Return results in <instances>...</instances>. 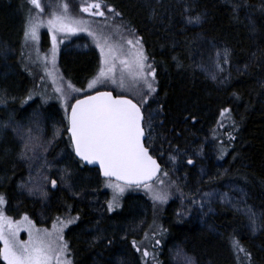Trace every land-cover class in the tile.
Wrapping results in <instances>:
<instances>
[{
	"label": "trees",
	"instance_id": "16d2710c",
	"mask_svg": "<svg viewBox=\"0 0 264 264\" xmlns=\"http://www.w3.org/2000/svg\"><path fill=\"white\" fill-rule=\"evenodd\" d=\"M106 2L143 38L156 70V96L142 106L146 122L150 113L154 116L146 146L180 198L158 209L145 197L127 195L120 209H108L109 191L98 170L74 155L60 104L36 94V75L21 55L27 53L23 33L29 4L0 0V194L9 214H27L39 226L67 214L78 217L66 233L74 264H145L131 244L143 241L145 233L160 239L158 264H183L175 256L178 249L195 264H244L233 254V237L252 253L253 264H264V230L253 235L247 216L237 210L249 206L264 212V0ZM195 15L202 23L188 24L186 17ZM42 37L47 39L45 32ZM224 48L230 62L213 80L214 52ZM61 60L65 77L78 88L100 64L94 49L75 47L64 48ZM223 109L231 111L222 117ZM52 126L60 128L58 137ZM17 128L25 133L31 128L40 137L28 156L41 152L50 164L67 169L68 176L51 170L61 174L55 175V191L44 185L46 197L29 194L36 162L21 158ZM154 229H162V235Z\"/></svg>",
	"mask_w": 264,
	"mask_h": 264
},
{
	"label": "snow or ice",
	"instance_id": "6c2138e0",
	"mask_svg": "<svg viewBox=\"0 0 264 264\" xmlns=\"http://www.w3.org/2000/svg\"><path fill=\"white\" fill-rule=\"evenodd\" d=\"M29 4V10L25 18L24 42L25 46L31 45L36 53V59H33L31 53H23L29 63H43L46 75H52L48 69L47 57L42 60L39 56L37 47L39 34L42 28H47L52 33V65H55L57 55V37L56 33L73 34L78 32H87L90 37L96 41L97 47L101 53V66L98 67V74L87 84L88 89L96 88L98 85L110 83L121 89H125L128 84L135 89V94L141 97L140 101L133 102L125 96H114L111 91H97L95 95L86 96L84 99H76L74 104L69 105L71 93L80 92L81 89L75 88L71 82H67V91L63 85L57 86L54 91L59 95L56 97L62 101L64 112L68 120L67 131L70 133V141L76 157L89 164H98L103 177L106 180V186L113 190V198L108 202V209L111 211L114 207H119V197L126 189L143 187L151 194L152 200L164 204L168 200V192L156 190L155 183L162 185L164 180L160 175L161 165L149 154V147L145 146L146 132L151 137V121L154 116L150 113L149 119L145 121V114L142 111V105L148 104V98L156 91V70L149 62L146 54L142 37L135 36L133 30L124 24H112L116 33L121 34L123 44L113 45L108 42V37L103 33L98 34L90 30L87 22L82 18L73 16L69 11L67 2H61L53 5L51 2L48 7L53 9L50 18L46 21L41 18L44 13V6L41 0H26ZM83 4L80 11L88 13L91 16L103 17L108 19L107 13L113 14V18L120 17L122 14L117 12L114 7L108 5L106 0H92ZM238 6H234V11ZM35 12V14H33ZM186 22L190 25H199L202 23L200 15L186 17ZM252 30H255L253 25ZM128 33L130 38L122 34ZM103 40V43H101ZM215 48V45H213ZM230 50L224 48L214 52L213 63L211 67L214 71L211 73V79L216 80L220 73L224 72L223 65L228 64ZM173 59H177L173 57ZM178 66H182L177 61ZM201 71H208L207 65H198ZM27 70V66H26ZM63 81V77H59ZM227 77L221 79L225 82ZM56 83V80H53ZM32 99V93L28 95ZM46 102V101H45ZM231 109H223L220 115L230 113ZM70 113V114H69ZM194 119V118H193ZM7 127V125H3ZM20 139L23 141L22 159L32 160L35 156H28L29 152H35V148L40 139L32 135V129L29 128L25 133L20 128L14 129ZM37 131H40L37 125ZM59 134V130L54 133ZM229 140H234L229 133ZM50 144L51 141H48ZM223 158V153L221 155ZM175 161V157H171ZM191 164L192 161L188 160ZM47 166V162H46ZM64 176H68L67 169L63 170ZM167 171L162 172L163 177H168ZM42 179L49 183L53 188L57 181L49 180L47 176ZM63 180L64 177H61ZM39 194L46 197L47 192L39 185H33L29 188V194ZM226 198V194H225ZM7 203L3 194H0V208ZM195 203V201H193ZM203 206V205H201ZM243 211L249 221V227L253 235L258 231L264 230V212H257L252 207L245 206ZM78 219L68 217L65 220L57 218L58 225L53 224V230L40 229L35 227L33 222L25 215L21 221H13L0 210V241L3 247L0 248V259L6 264H71L69 257V248L67 241L64 240L63 230L68 225ZM27 231L28 239L20 240L19 233ZM162 235V229H154ZM132 247L136 252L141 253V259L145 264H158L156 260V251L160 245V239H150L149 234L145 233V238L141 242L131 241ZM234 256L238 260H243L244 264H253L252 253L244 248L238 239L233 237L230 244ZM149 248L152 251H149ZM176 257L182 258L183 264H195V260L178 249ZM145 258H150L146 260Z\"/></svg>",
	"mask_w": 264,
	"mask_h": 264
},
{
	"label": "rangeland",
	"instance_id": "374dc122",
	"mask_svg": "<svg viewBox=\"0 0 264 264\" xmlns=\"http://www.w3.org/2000/svg\"><path fill=\"white\" fill-rule=\"evenodd\" d=\"M50 2L53 5L59 4L61 2H67V4L69 5L70 13L73 16H76L78 18H82L83 20H85L87 22L90 30L95 31L98 34L103 33V36L108 37L109 38L108 42L113 44V45H120V44L124 43V41L121 39V34L116 33L115 29L113 27H111L112 24H121V23L124 24L123 21L121 20V17L113 18V14L106 12V16L108 17V19L105 20L103 17L91 16L88 13H84V12L80 11V7L82 4L84 6H86L85 0H41V4H42V6H44V13H42L40 15H41V18L45 21L48 18H50V13L53 10V9L48 7ZM87 2H92V0H87ZM34 14H35V12H34ZM44 32L47 35V39L42 37ZM133 32H134L135 36L139 37L135 33L134 30H133ZM122 35L126 38H130L128 36L127 32H124ZM39 36H40V38H39V42L37 45V47L39 49V56H40L41 60L44 57H47L48 69L51 70L52 75H46L44 65L42 62L37 63V64H32V63H29V61L26 58L27 66L36 75V81H37L36 94L39 96H42V99H45L46 101H51V100L56 101L57 103L60 104L62 110L64 111L62 101L60 99L56 98L59 94L54 91V89L60 85H63V87L67 91V82H71V80L69 78L65 77L64 72H63V68H62L63 66H62V60H61V53H62L63 49L66 47H75V48H79V49H82L85 51L94 49L99 56V61H100L99 66H101L102 57H101L100 49L97 47L96 41L93 39V37H90L87 34V32H78L75 35H73V34L65 35L62 33H56L57 55H56L55 65L53 66L52 65V48H53L52 33L49 32L47 28H42ZM101 43H103V40H101ZM26 49H27V53H31L33 59H36V53L33 51V48L31 47L30 44H29V46H26ZM149 62L152 64L150 59H149ZM152 66H153V64H152ZM97 74H98V72L95 74V76ZM61 76L63 77V81H61L59 79V77H61ZM95 76L92 79H94ZM53 80H56V83H53ZM91 80L89 82H91ZM126 84L128 86L125 89H121V88L117 87L116 85H112L110 83H107L105 85H98L96 88L88 89L87 85L85 87H82V88L79 87L78 88L72 83V85L75 88L81 89V91L71 93V96L69 99V105L74 104L76 99H80L86 95L95 93L97 91H112L116 95H119V96L122 95V96L129 97L138 103L140 101L141 97H139L138 95L135 94V89H133L131 87V85L128 84L127 81H126ZM155 88H156V91L151 94V96L148 98V101L154 99L156 96L157 80H156ZM142 106H144V105H142ZM64 115H65V112H64ZM65 118H66V121L68 122L66 115H65ZM59 129L60 128L58 126H52L51 134H54ZM59 134H60V130H59ZM58 135H55V136L58 137ZM39 144L40 143L38 142L37 145H39ZM34 162H36V165H34L35 169L33 170L34 171V174H33L34 178H31L32 181H29V187H32L33 185H39L43 188L44 185H46V187L48 189H50L51 191H55L58 188V183H57L56 187L53 188L49 183H46L42 179V177L47 176L49 178V180H52V179L56 180V176L61 174V173L55 174L56 175L55 176L53 174H50L51 170L52 169H55V170L58 169V171L60 172L63 169L57 167L56 165L50 164V162H47L46 158L43 156V154L41 152H38V154L35 156ZM46 162H47V166H46ZM161 178L164 180V184L159 185V184H156L154 182L153 186L156 190H163V191L168 192L169 195H168V200L166 203H164V204H160L159 202L154 203V201L151 198V194L148 193L143 187L129 188V189H126V191L122 195H120L119 207H114L111 211H116V210L120 209L121 205H122V200L127 195H139L140 197H145L148 201H150L158 209H162L165 205H167L173 199L180 198V193L178 192L175 185L173 184V181L171 179H169V177H163L162 174H161ZM104 184H105V186H104L105 189H107L109 191V201H111L113 198V190L106 186V180H104ZM34 195H36V197L39 196L38 193L34 194ZM0 210H2L4 212V214L6 216L10 217L13 221H21L22 218L26 215L33 222L35 227L40 228V229H48L49 231H52L53 230V227H52L53 224L58 225L57 219L52 220V222L48 226L47 225L39 226V225L35 224V222L27 214H23L20 217H14V216L9 214V212L7 210V203L5 205H3L2 208H0ZM15 211H17V210H15ZM68 217L76 218L75 216H73L71 214H67L64 217H60V220H65ZM76 221H77V219L75 220V222ZM74 223H72V224H70L64 228L63 237H64L65 241H67L66 240V233ZM19 239L20 240H27L28 239L27 231L22 230L19 233ZM0 243H1V246L3 247V242L0 241ZM68 248H69V257L68 258L71 260V264H74L72 252H71V249L69 247V244H68ZM149 251H151V250H149ZM5 264H6V262H5Z\"/></svg>",
	"mask_w": 264,
	"mask_h": 264
},
{
	"label": "water",
	"instance_id": "95a60500",
	"mask_svg": "<svg viewBox=\"0 0 264 264\" xmlns=\"http://www.w3.org/2000/svg\"><path fill=\"white\" fill-rule=\"evenodd\" d=\"M111 92H112V91H111ZM112 93H113L114 96H119V95H116L114 92H112ZM95 94H96V92H95V93H92V94H89V95H95ZM89 95H86V96H89ZM86 96H84V97H82V98H80V99H84ZM125 97H126V96H125ZM127 98H128V99H131V98H129V97H127ZM132 100H133V99H132ZM133 102H135V101L133 100ZM74 103H75V102H74ZM142 111H143V109H142ZM69 114H70V113H69ZM68 134H69V136H70V133H69V132H68ZM146 139H147V135H146V138H145V146H146ZM146 147H147V146H146ZM73 152H74V151H73ZM149 154L152 155L151 152H150V149H149ZM74 155H75V153H74ZM152 156H153V155H152ZM75 157H76V156H75ZM153 158L156 159L157 162L161 165V163L159 162V160H158L157 158H155L154 156H153ZM76 159L79 160L80 162H82V164H83L85 167L93 168V169L98 170L101 179H102V180H105V177H103L102 172H101V170H100L98 164H89V163H87L86 161H81V160L79 159V157H76ZM161 170L163 171V166H162V165H161ZM161 174H162V172H161ZM161 174H158V175L161 176ZM154 182H155V179H154V181H152V182H150V183H154Z\"/></svg>",
	"mask_w": 264,
	"mask_h": 264
}]
</instances>
